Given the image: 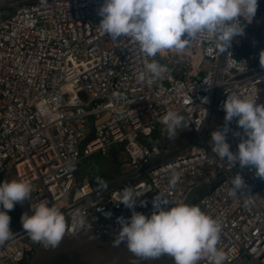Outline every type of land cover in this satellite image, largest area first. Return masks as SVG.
<instances>
[{
	"label": "built area",
	"instance_id": "obj_1",
	"mask_svg": "<svg viewBox=\"0 0 264 264\" xmlns=\"http://www.w3.org/2000/svg\"><path fill=\"white\" fill-rule=\"evenodd\" d=\"M102 4L0 0V177L12 169L16 180L30 182L32 200L19 203L21 215L32 214L33 201L46 199L68 218L67 236L87 229L119 232L118 218L133 211L116 202L125 187L144 192L134 210L150 215L158 192L184 202L192 189L224 175L193 204L219 223L225 264H264V179L249 166L240 172L244 190L231 194L232 172L240 166L221 161L211 141L212 132L225 126L229 92L264 104L260 55L241 56L255 17L242 20L243 35L224 53L212 40L199 38L182 53L147 57L130 38L113 40L99 28ZM153 59L166 71L151 84L150 74L140 82L145 63ZM169 110L184 117L189 140L174 148L148 146L144 139L159 131ZM229 128L235 151L241 136L234 133L242 129L235 119ZM96 154L112 159L114 176L96 180L86 172V160ZM174 172L180 177L170 186ZM27 238L23 227L13 232L0 245V264L28 260Z\"/></svg>",
	"mask_w": 264,
	"mask_h": 264
},
{
	"label": "clouds",
	"instance_id": "obj_2",
	"mask_svg": "<svg viewBox=\"0 0 264 264\" xmlns=\"http://www.w3.org/2000/svg\"><path fill=\"white\" fill-rule=\"evenodd\" d=\"M258 4L259 0H103L98 26L113 40L130 38L147 57L166 50L182 53L191 41L199 38L212 40L224 53L234 37L243 35L242 20L251 23ZM259 59L264 67V50ZM165 71L166 66L153 59L145 63L138 79L144 82L150 74L147 83L151 84ZM229 93L223 104L225 126L211 134L212 152L232 167L238 163L241 168H255L256 176L264 179V104H258L257 98ZM204 102L207 103V98ZM233 119L243 133H234L241 136L235 151L227 139ZM161 122L170 138L178 128L186 126L184 117L174 110L167 111ZM179 177L174 172L170 186ZM231 183V194L244 190L245 180L240 173L231 177ZM31 192L32 186L26 180L0 181V245L13 236L9 210L26 199L32 200ZM143 194L131 186L122 189L116 202L133 211L128 218H118L121 227L115 244L126 242L129 251L142 259L168 255L175 264H200L204 259L209 264H225L227 257L218 248L220 225L199 205L174 201L166 192H158L152 201L154 210L147 215L134 210ZM169 203L174 206L168 208ZM31 208L32 214L25 212L21 216L28 237L45 248L57 247L68 232L65 213L55 204L50 206L46 199L33 201Z\"/></svg>",
	"mask_w": 264,
	"mask_h": 264
},
{
	"label": "water",
	"instance_id": "obj_3",
	"mask_svg": "<svg viewBox=\"0 0 264 264\" xmlns=\"http://www.w3.org/2000/svg\"><path fill=\"white\" fill-rule=\"evenodd\" d=\"M262 50L263 47L255 48L253 55H260ZM248 167H240L232 174L240 173ZM80 175L82 178V173ZM225 178L222 175L211 184L192 189L184 202L193 204L199 194L212 190ZM10 229L13 232L18 230L13 226ZM118 233L113 230L87 229L72 236L65 235L55 248H45L27 238L25 242L31 248L32 254L26 264H175L174 260L163 255L154 259L136 257L129 251L126 242L118 245L114 243Z\"/></svg>",
	"mask_w": 264,
	"mask_h": 264
},
{
	"label": "trees",
	"instance_id": "obj_4",
	"mask_svg": "<svg viewBox=\"0 0 264 264\" xmlns=\"http://www.w3.org/2000/svg\"><path fill=\"white\" fill-rule=\"evenodd\" d=\"M249 39L244 45L243 50L241 51V56L251 57L253 50L258 47L264 48V0H259L258 9L255 15V21L253 25L248 27ZM145 143L150 146H168V140L166 137L160 136L158 132L154 133L151 137L144 139ZM116 152L111 153V157L115 160ZM89 174L93 175L96 180H104L112 177V175L104 176L101 172L97 171L92 173L89 171ZM0 181H5L4 177H0ZM9 215L11 217L10 226H13L17 229L22 227L21 224V209L19 203H17L14 209L9 210ZM27 260H24L20 264H26Z\"/></svg>",
	"mask_w": 264,
	"mask_h": 264
},
{
	"label": "rangeland",
	"instance_id": "obj_5",
	"mask_svg": "<svg viewBox=\"0 0 264 264\" xmlns=\"http://www.w3.org/2000/svg\"><path fill=\"white\" fill-rule=\"evenodd\" d=\"M158 134L160 136L166 137L168 140V146L169 147H176L178 145H183L185 144L190 137V131L189 129L185 127L178 128L176 131L175 136L169 137L165 126L162 124L159 128ZM117 148L120 149V147L117 146ZM105 161V158L99 154H96L95 156L91 157L90 159L86 160L85 162V170L86 172L90 171L92 173H96L97 171H100L103 163ZM16 180V176L14 173V170H10L7 172V174L4 176L5 181H11V180Z\"/></svg>",
	"mask_w": 264,
	"mask_h": 264
},
{
	"label": "crops",
	"instance_id": "obj_6",
	"mask_svg": "<svg viewBox=\"0 0 264 264\" xmlns=\"http://www.w3.org/2000/svg\"><path fill=\"white\" fill-rule=\"evenodd\" d=\"M259 63V62H258ZM111 158H106L100 171L104 176L112 175L114 176L116 173V165L113 164ZM106 179V178H105Z\"/></svg>",
	"mask_w": 264,
	"mask_h": 264
}]
</instances>
